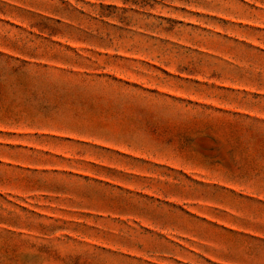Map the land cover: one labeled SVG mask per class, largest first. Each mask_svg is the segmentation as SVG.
I'll use <instances>...</instances> for the list:
<instances>
[{"label": "rangeland", "instance_id": "rangeland-1", "mask_svg": "<svg viewBox=\"0 0 264 264\" xmlns=\"http://www.w3.org/2000/svg\"><path fill=\"white\" fill-rule=\"evenodd\" d=\"M0 264H264V0H0Z\"/></svg>", "mask_w": 264, "mask_h": 264}]
</instances>
